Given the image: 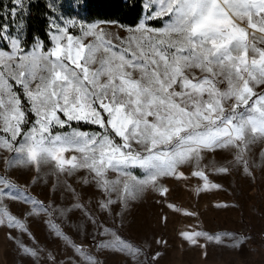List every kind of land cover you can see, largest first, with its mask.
I'll return each mask as SVG.
<instances>
[{
	"label": "snow or ice",
	"instance_id": "snow-or-ice-1",
	"mask_svg": "<svg viewBox=\"0 0 264 264\" xmlns=\"http://www.w3.org/2000/svg\"><path fill=\"white\" fill-rule=\"evenodd\" d=\"M154 3L159 7L146 20L160 18L163 27L152 28L141 20L127 29L126 38L116 37L119 45L100 27L110 22L81 24L82 36L55 24L53 47L45 51L37 42L25 51L21 39L25 3L12 0L7 15L21 18L17 34L9 31L10 25L0 24V40L9 42V50L0 49V132L5 134L0 136V150L12 154L4 158L8 168L31 165L39 172L51 164L57 180L60 174L72 176L87 169L91 179L85 183L94 182L108 194L98 204L105 211L116 203L112 192L118 193L122 206L149 187L165 195L168 189L160 184L161 178H184L180 171L184 165L193 166L191 174L202 178L203 189L219 188L209 180L207 166L201 167L203 153L209 150L228 149L233 153L229 163L251 174V146L264 141V0ZM67 24L75 27L74 20ZM83 37L93 39L85 43ZM10 81L22 91L14 90ZM29 114L35 117L30 127ZM73 121L101 131H80L72 128ZM56 127L71 131L57 132ZM69 152L79 155H66ZM135 168L142 176L133 174ZM213 170L227 173L230 168ZM110 171L120 172L122 178L110 180ZM0 185V195L30 201L33 212L63 216L71 210L21 196L5 175H0ZM73 207L97 223L85 205L77 202ZM5 221L26 230L7 211L0 215V224ZM106 232L111 230L100 235ZM111 234L120 251L134 259L141 254ZM56 235L86 264H96L83 244L68 241L61 231ZM181 235L192 243L198 236L219 239L201 232ZM21 248L39 258L36 249Z\"/></svg>",
	"mask_w": 264,
	"mask_h": 264
},
{
	"label": "rangeland",
	"instance_id": "rangeland-1",
	"mask_svg": "<svg viewBox=\"0 0 264 264\" xmlns=\"http://www.w3.org/2000/svg\"><path fill=\"white\" fill-rule=\"evenodd\" d=\"M158 7L154 0H145L143 15L138 24L141 20L148 24L146 17ZM68 20H74L75 27L68 25ZM99 22L107 21L83 22L76 17L60 16L50 23V39L56 32L55 24L67 26L71 34L82 36L81 24ZM163 23L162 20L160 27H163ZM137 25L100 23V27L112 34L113 43L117 45L119 40L116 37L126 38L129 35L127 29ZM83 39L87 43L93 38ZM37 42L41 41L37 40L25 51L31 50ZM53 46L54 41L51 39V45L43 49L47 51ZM10 83L14 90L22 91L19 85L12 81ZM34 119L29 114V127ZM72 128L90 133L101 131ZM55 131L71 129L56 127ZM3 135L0 132V136ZM66 155L79 154L69 152ZM203 155L201 167L207 166L205 171L209 180L220 185L219 188L203 189L202 178L191 174L193 166L184 165L180 168L185 174L184 178H161L160 184L168 189L165 195L149 187L135 199H130L126 206H122L118 193L112 192L110 197L116 203L111 205V211H105L98 204L108 194L94 182L85 183V180L91 179L87 169H80L72 176L60 174L57 180L51 164L42 166L39 172L31 165L8 168L4 158H10L12 154L0 150V175L7 176L18 186L13 191H20L21 196L42 201L44 206L71 209L63 216L39 209L33 212L35 206L30 201L0 195V215L7 211L26 228L9 227L7 221L0 224V264H86L70 243L56 235L57 231L63 232L68 241L83 244L85 251L95 258L96 264H264V141L258 140L251 146V174L245 172L242 166L229 163L233 153L228 149L209 150ZM220 166H228L230 171L222 173L213 170ZM131 171L137 176L143 174L138 168ZM108 178L116 181L122 175L110 171ZM66 185L75 189L78 196ZM77 202L85 205L97 221L96 224L87 220L83 211L73 207ZM104 229H110L111 232L101 236L100 232ZM184 232L207 233L219 239L209 240L205 236H198L196 242L192 243L181 235ZM111 233L139 248L141 254L134 259L120 251ZM102 242L110 246L98 247ZM21 245L36 249L39 258L27 254Z\"/></svg>",
	"mask_w": 264,
	"mask_h": 264
},
{
	"label": "trees",
	"instance_id": "trees-1",
	"mask_svg": "<svg viewBox=\"0 0 264 264\" xmlns=\"http://www.w3.org/2000/svg\"><path fill=\"white\" fill-rule=\"evenodd\" d=\"M26 13L22 16V47L27 50L37 40L43 48L51 45L50 23L60 16L76 17L83 22L107 21L124 26H135L141 19L145 0H24ZM0 24L10 25L9 31L16 35L21 23L20 17L7 15L12 0H0ZM149 25L160 27L162 19L149 21ZM8 41L0 40V49L7 50ZM73 127L98 130V126L83 122H72Z\"/></svg>",
	"mask_w": 264,
	"mask_h": 264
}]
</instances>
